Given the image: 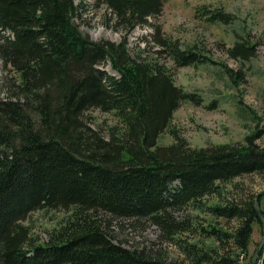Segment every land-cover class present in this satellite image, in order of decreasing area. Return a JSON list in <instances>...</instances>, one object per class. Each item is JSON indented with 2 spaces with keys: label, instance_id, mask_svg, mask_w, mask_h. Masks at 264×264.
Wrapping results in <instances>:
<instances>
[{
  "label": "trees",
  "instance_id": "obj_1",
  "mask_svg": "<svg viewBox=\"0 0 264 264\" xmlns=\"http://www.w3.org/2000/svg\"><path fill=\"white\" fill-rule=\"evenodd\" d=\"M167 1L103 3L116 31L131 32L151 26ZM81 18L75 0H0V60L17 76L0 99V264H184L114 242L104 214L150 221L178 244L188 264H253L261 225L256 197L207 208L217 220L238 222L229 231L204 230L217 244L209 250L176 240L193 226L174 215L222 196V187L237 178L264 175V147L256 143L261 132L243 144L192 148L172 130L175 142L159 147L181 104L201 106L202 98L178 87L159 61L133 58L126 39L92 40L81 32ZM233 19L221 9L208 18ZM152 27L159 53L178 67L210 61ZM248 51L237 42L229 54L248 59ZM108 64L117 77L103 69ZM94 109L119 121L108 138L84 118ZM45 209L72 213L39 244L22 222Z\"/></svg>",
  "mask_w": 264,
  "mask_h": 264
},
{
  "label": "rangeland",
  "instance_id": "obj_2",
  "mask_svg": "<svg viewBox=\"0 0 264 264\" xmlns=\"http://www.w3.org/2000/svg\"><path fill=\"white\" fill-rule=\"evenodd\" d=\"M80 6L82 18L77 20L80 30L92 40L120 44L127 40L133 58L157 60L173 76L178 87L197 94L203 100L201 106L184 102L174 113L168 130L158 139L159 147L175 142L172 130L192 148L233 145L245 143L246 137L256 131L262 136L256 140L264 147V0H168L164 11L150 25L140 26L131 32L116 31L104 0H75ZM232 14L230 24L211 22L208 18L218 10ZM153 26H161L166 37L179 41L183 50H193L210 61L206 64L178 67L174 61L155 44ZM250 47L252 57L233 58L229 50L236 43ZM117 77L110 64L103 68ZM17 76L0 60V99L10 95L9 86ZM215 104L214 109L209 107ZM86 122L100 130L108 138L111 128L119 126L113 114L94 109L85 114ZM117 126V127H118ZM223 195L208 197L196 207L174 215L177 222L187 219L190 231L177 235L176 240L198 245L209 250L217 246L204 230L216 226L225 231L238 226L237 221L215 219L209 206L226 204L233 200L257 197L264 191V175L253 174L235 179L222 187ZM264 208V202L260 203ZM65 210H39L30 214L22 225L29 228L31 236L39 244L48 242L50 233L59 229L70 216ZM109 226L112 240L131 251L145 250L151 256L167 263L185 262V255L176 242L163 237L162 231L147 220H127L101 215ZM262 225L255 226L252 254L263 241ZM263 255L259 261L264 264ZM263 257V258H262Z\"/></svg>",
  "mask_w": 264,
  "mask_h": 264
},
{
  "label": "water",
  "instance_id": "obj_3",
  "mask_svg": "<svg viewBox=\"0 0 264 264\" xmlns=\"http://www.w3.org/2000/svg\"><path fill=\"white\" fill-rule=\"evenodd\" d=\"M262 196H264V191L261 192L260 194H258V196L256 197V209H257V212L259 214L260 220L262 222L263 231H264V211L262 210L260 203H259V199ZM263 247H264V237H263V241L260 243L259 247L257 248V250L255 251V253L253 255V260H252L253 264H257L259 254H260L261 250L263 249Z\"/></svg>",
  "mask_w": 264,
  "mask_h": 264
},
{
  "label": "bare ground",
  "instance_id": "obj_4",
  "mask_svg": "<svg viewBox=\"0 0 264 264\" xmlns=\"http://www.w3.org/2000/svg\"><path fill=\"white\" fill-rule=\"evenodd\" d=\"M260 203V202H259ZM261 225H262V222H261ZM262 228H263V225H262ZM263 230V229H262ZM264 232V231H263ZM263 249H264V247H263ZM262 249V250H263ZM262 250H261V252H262ZM259 258H260V254H259ZM259 258H258V262H257V264H259ZM264 262V261H263Z\"/></svg>",
  "mask_w": 264,
  "mask_h": 264
},
{
  "label": "built area",
  "instance_id": "obj_5",
  "mask_svg": "<svg viewBox=\"0 0 264 264\" xmlns=\"http://www.w3.org/2000/svg\"><path fill=\"white\" fill-rule=\"evenodd\" d=\"M260 264H262V260H261Z\"/></svg>",
  "mask_w": 264,
  "mask_h": 264
}]
</instances>
